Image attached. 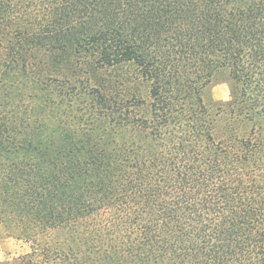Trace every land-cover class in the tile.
<instances>
[{
	"label": "trees",
	"instance_id": "16d2710c",
	"mask_svg": "<svg viewBox=\"0 0 264 264\" xmlns=\"http://www.w3.org/2000/svg\"><path fill=\"white\" fill-rule=\"evenodd\" d=\"M12 154L32 264H264V0H0Z\"/></svg>",
	"mask_w": 264,
	"mask_h": 264
},
{
	"label": "rangeland",
	"instance_id": "374dc122",
	"mask_svg": "<svg viewBox=\"0 0 264 264\" xmlns=\"http://www.w3.org/2000/svg\"><path fill=\"white\" fill-rule=\"evenodd\" d=\"M226 76H219L214 80L211 87V96L219 104L230 100L231 86ZM28 95L29 90L25 91ZM5 106L8 99L3 98ZM24 102L30 105L26 97ZM15 105H9L12 109ZM31 114L30 111L27 112ZM26 115V113H25ZM16 155L12 154L8 166L4 157L0 156V264H32L38 262L37 257H29L38 248L36 243L44 247L51 240L47 230H39L34 226L31 219L33 216L31 207L35 203L30 200L33 192L34 175L27 167H21L16 163ZM30 200V201H29ZM27 207H25V205ZM35 208V205H34ZM29 211V212H28ZM28 212V213H27ZM64 230L60 231V236ZM58 237V234L56 235ZM63 238V237H62ZM55 240V239H54ZM35 258V259H34Z\"/></svg>",
	"mask_w": 264,
	"mask_h": 264
}]
</instances>
